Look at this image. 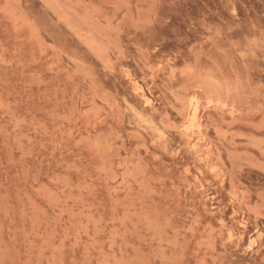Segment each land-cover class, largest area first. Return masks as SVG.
Wrapping results in <instances>:
<instances>
[{"label":"rangeland","instance_id":"obj_1","mask_svg":"<svg viewBox=\"0 0 264 264\" xmlns=\"http://www.w3.org/2000/svg\"><path fill=\"white\" fill-rule=\"evenodd\" d=\"M0 264H264V0H0Z\"/></svg>","mask_w":264,"mask_h":264}]
</instances>
